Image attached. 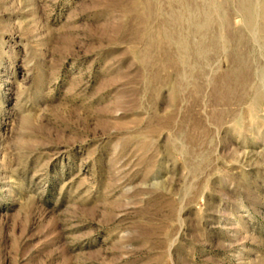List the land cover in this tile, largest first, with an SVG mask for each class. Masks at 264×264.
Instances as JSON below:
<instances>
[{
    "label": "rangeland",
    "instance_id": "1",
    "mask_svg": "<svg viewBox=\"0 0 264 264\" xmlns=\"http://www.w3.org/2000/svg\"><path fill=\"white\" fill-rule=\"evenodd\" d=\"M0 264H264V0H0Z\"/></svg>",
    "mask_w": 264,
    "mask_h": 264
},
{
    "label": "bare ground",
    "instance_id": "2",
    "mask_svg": "<svg viewBox=\"0 0 264 264\" xmlns=\"http://www.w3.org/2000/svg\"><path fill=\"white\" fill-rule=\"evenodd\" d=\"M252 5H253V2H252ZM247 17V16H246ZM248 19V18H247ZM249 21V20H248Z\"/></svg>",
    "mask_w": 264,
    "mask_h": 264
}]
</instances>
